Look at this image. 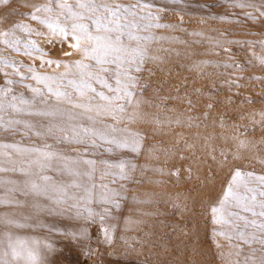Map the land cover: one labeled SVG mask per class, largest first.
I'll return each mask as SVG.
<instances>
[{
  "label": "rangeland",
  "instance_id": "374dc122",
  "mask_svg": "<svg viewBox=\"0 0 264 264\" xmlns=\"http://www.w3.org/2000/svg\"><path fill=\"white\" fill-rule=\"evenodd\" d=\"M44 4L46 0H28ZM71 2V0H70ZM122 5L135 4L136 0H117ZM153 5V15L159 16V23L167 27H153L138 33L151 36L153 41H142L147 54L154 59L147 60L140 73L138 98L149 102L141 105L142 113L149 120H159L160 125L134 123L127 127L133 132L145 135L143 153L135 159L138 165L151 169H162L165 175L148 171L135 173V180L124 181L127 191L120 201V208L113 210V240L104 241L99 223L88 225V239L73 241L70 237L49 234L40 227H26L14 230L21 236L45 239L57 248L59 264H252L251 253L255 252L256 264L264 255L259 243L244 244L236 229L244 230L242 221L235 227L214 224L212 207L218 206L227 184L236 169L242 173L264 176V11L262 0H144ZM239 4H254V7L240 8ZM162 9L156 12V9ZM31 10L20 6V0L9 5L0 4V16L7 17L9 24L22 23L32 29L26 35L17 31L23 41L19 52L0 43V58L15 62V69L0 64V88H10L11 94L32 99V92L25 85L42 90L43 84L32 79L27 69L32 67L41 76H59L66 70L55 64L49 66L42 61H59L74 64L81 56L69 47L71 39L54 36L38 21L24 19L19 14ZM41 19H56L57 10L52 13H38ZM40 33L41 35H37ZM28 40L35 42V49L24 45ZM125 43L136 47L135 41ZM65 52L72 55H65ZM90 63L89 61H84ZM5 73L7 75L5 76ZM107 77V74H102ZM70 79H78L75 68ZM7 80L13 81L11 85ZM110 84H115L109 79ZM98 92L111 95L100 84L94 83ZM67 91L75 102L87 103V98H77L71 86L60 89ZM10 94V95H11ZM142 94V97H141ZM91 95V94H90ZM49 106L37 103L36 108L59 107L69 109L68 104L56 105L49 97ZM191 101V107H189ZM97 103H103L97 99ZM135 103V101H133ZM133 111L132 108L128 109ZM80 113V109H73ZM22 121L39 125L51 118L17 116ZM60 123L59 120L54 121ZM105 123H112L105 120ZM74 123L88 124L85 118ZM124 125H122L123 127ZM243 142V146H241ZM0 144L43 149L45 144L51 150L61 151L75 157L83 151L82 145L67 144L50 138H39L34 131L17 126L13 132L0 128ZM103 145L90 149L85 159L118 161L128 157L127 152L108 155ZM11 153V149L4 150ZM149 151L151 155H149ZM16 159L19 157L14 153ZM61 169L54 168L47 174L55 180H66ZM175 173H178L176 175ZM0 178L21 179L12 173L0 174ZM255 187L254 180L248 181ZM120 187V182L112 185ZM3 192L0 191V195ZM174 205L187 206L178 211ZM97 211L99 207L95 206ZM259 209H257L258 211ZM10 211L0 208V214ZM231 211L248 220H257L250 213L233 207ZM46 223L61 232L76 231L82 224L68 218L44 217ZM130 220L132 223L126 224ZM247 236H259L254 228H247ZM223 233V235L217 234ZM231 237V238H229ZM89 249L91 250L89 252Z\"/></svg>",
  "mask_w": 264,
  "mask_h": 264
},
{
  "label": "snow or ice",
  "instance_id": "6c2138e0",
  "mask_svg": "<svg viewBox=\"0 0 264 264\" xmlns=\"http://www.w3.org/2000/svg\"><path fill=\"white\" fill-rule=\"evenodd\" d=\"M12 2L13 0H0L3 5L10 6ZM20 6L31 10L20 13L22 18L38 21L54 36L58 35L64 40L70 38L72 43L69 47L81 56V60L63 65L59 61H42V64L49 66H62L66 71L59 76L37 75L35 69L29 67L27 71L32 75L20 76V79H32L43 84L46 89L25 85L32 92V99L11 94L10 88H0V128L13 132L17 126H23L28 131H34L39 138L46 137L84 147L83 151L72 157L61 151L51 150L50 144H45L43 149L0 144V174L12 173L21 177L0 178V191L3 192L0 195V208L10 210L0 214V264H59L56 260L57 248L53 242L21 236L14 230L38 226L46 229L49 234L63 235L76 241L87 240L88 225L99 223L104 241L111 244L115 228L108 221L114 218L113 210H118L120 201L124 199L127 189L123 182L134 181L138 171L141 174L153 171L165 175L162 169H151L135 162L144 151L143 140L146 137L140 132L131 131L127 125L138 122L160 125L159 120H149L147 113L139 111L141 105H151L138 98L136 89L140 87V78L135 73L141 72V66L147 60L154 59L148 56L141 42H150L155 38L138 33L153 27L167 26L152 23L160 18L153 15V5L144 0H136L131 5H122L117 0H46L44 4L20 0ZM236 6L259 10L254 4ZM261 6H264V0ZM54 10H57L55 20L41 19L37 15L52 13ZM160 11L162 9H156V12ZM260 15L264 16V11ZM6 23L7 17L0 16V43L19 52L23 41L16 35L17 31L30 36L33 30L22 23L9 24L5 29L3 25ZM125 39L135 41L137 46L126 44ZM29 46L35 49V42L27 41L24 45L26 52L29 51ZM64 54L72 55L69 52ZM261 63H264V58ZM0 64L15 69L17 75H20L15 62L0 58ZM73 68L78 79L69 78ZM102 74H107V77ZM109 79L114 80L115 84H110ZM65 81L73 88L77 98L86 97L87 103L75 102L69 92L61 91ZM12 83L11 80L6 81L8 85ZM94 83L100 84L111 95L96 91ZM49 97L55 98L56 105L68 104L69 109L36 108L37 103L49 106ZM97 99L103 103H97ZM129 108L133 111L129 112ZM73 109H80L81 112L73 113ZM25 115L51 119L46 124L37 125L15 118ZM80 118H85L88 124L74 123ZM56 120L60 123L54 122ZM105 120H111L112 123H105ZM103 145L110 146L104 149L108 155H115L118 150L129 153V156L121 157L116 162L84 158L85 154L95 155L94 152L89 153L90 149ZM5 149H11V153L5 152ZM12 153L27 159H16ZM148 154L151 155V152ZM56 167L61 169L60 175L66 176V180H55L47 174ZM249 180H254L256 186H250ZM117 182H120V187H113ZM94 205L99 207V211ZM174 207L178 211L187 209L186 205ZM233 207L259 217V221L238 215L231 211ZM211 212L212 222L217 225L235 227L237 221H242L244 230L236 229L238 238L249 246L253 242L259 243L264 251V176H256L251 172L242 173L236 169L218 206L212 207ZM46 216L68 218L82 224L76 231L61 232L54 224L45 222L43 218ZM125 223L130 224L132 221L127 220ZM249 227L256 229L259 236L254 233L249 238L245 231ZM250 256L253 258L252 264H256L255 252ZM258 264H264V255L259 258Z\"/></svg>",
  "mask_w": 264,
  "mask_h": 264
}]
</instances>
